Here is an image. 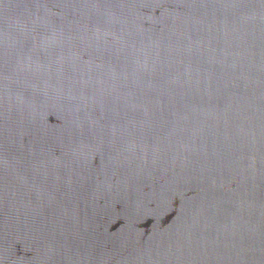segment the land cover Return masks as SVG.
Listing matches in <instances>:
<instances>
[{
  "label": "water",
  "instance_id": "1",
  "mask_svg": "<svg viewBox=\"0 0 264 264\" xmlns=\"http://www.w3.org/2000/svg\"><path fill=\"white\" fill-rule=\"evenodd\" d=\"M0 264H264V0H0Z\"/></svg>",
  "mask_w": 264,
  "mask_h": 264
}]
</instances>
